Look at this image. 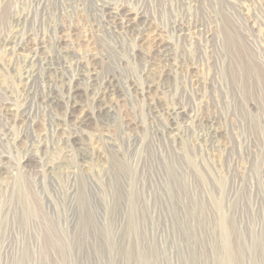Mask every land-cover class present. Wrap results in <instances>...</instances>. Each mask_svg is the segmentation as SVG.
Wrapping results in <instances>:
<instances>
[{
	"label": "rangeland",
	"instance_id": "rangeland-1",
	"mask_svg": "<svg viewBox=\"0 0 264 264\" xmlns=\"http://www.w3.org/2000/svg\"><path fill=\"white\" fill-rule=\"evenodd\" d=\"M58 1L5 0L0 42L16 34L6 19L17 11L27 16L18 31L30 45L44 43L43 55L55 57V37L62 44L72 59L65 73L72 74L78 61L103 76L115 73L132 89L165 84L169 91H152L142 102L123 83L106 124L90 122L78 133L87 155L80 167L65 153L62 135L48 131L44 137L45 126L36 119L32 134L43 149L41 159L31 158V171L15 168L27 153L22 142L7 159L0 157L1 219L8 209L0 227V264H264V0H98L117 13L104 17L115 36L127 13L151 23L144 35H126L121 52L113 51L104 28L80 6L56 15ZM171 24L191 29L192 38L166 31ZM163 45L176 68L159 56ZM11 59L0 49V63ZM6 86L16 90L0 73V92ZM148 102L184 114L153 120L143 111ZM83 103L75 115L90 111ZM206 121L220 134L215 143L197 140V122ZM169 127L174 140L154 133ZM129 140L135 142L131 150ZM108 142L121 146L117 156ZM48 165L62 195L67 174L76 175L70 207L50 210L37 195L16 204L9 192L22 182L32 189ZM25 212L30 216L24 222Z\"/></svg>",
	"mask_w": 264,
	"mask_h": 264
},
{
	"label": "bare ground",
	"instance_id": "bare-ground-1",
	"mask_svg": "<svg viewBox=\"0 0 264 264\" xmlns=\"http://www.w3.org/2000/svg\"><path fill=\"white\" fill-rule=\"evenodd\" d=\"M90 1L92 4L91 6L87 5L86 0H70V5L66 6L63 0H60L56 2V6L52 11H55L57 15L63 12L68 13L69 9H76L80 6L83 11L96 20L98 26L104 28V31H102L103 29L101 30L102 35L107 39L110 47L115 52H121V46L126 35L133 33L138 37L146 34L151 27V23L145 18L140 17L137 12L134 15L127 13L124 15L125 18L120 22V35L115 36V31L105 28L104 17L112 16L116 18L117 13L112 12L106 5L98 4V0ZM4 3L5 0L0 3V24L2 25L4 24V12L2 9L3 6H5ZM40 3L41 2H39V4ZM26 17L27 16L22 19L21 13L17 11L11 13L6 19V23L11 26V28L16 29V34H14L10 40H8L7 37H2L3 39L0 42V49L12 57L10 62L0 63V73L4 78H7L11 84L13 83L16 88L14 91L6 86L2 88L0 92L4 97V101L0 103V148H2L0 157L6 156L7 159V156L11 154V148L20 142L27 145V153L18 160V164H16L15 167L16 170L18 167H22L30 172L31 168L29 164H31V158L37 156L41 159V156H38V154L41 152V149H43L42 142L36 141L35 136L32 134L33 124L37 118H40L45 126L44 129H46V132L43 134L44 137L48 138L49 132L60 133L62 135L61 140L65 148V153L73 158L77 167H80L81 163L87 158V155L83 149L81 138H79L81 136H79L78 133L81 134L90 122H94V124H106L110 119L109 115L111 111L114 109V103L111 100L113 97L117 98L120 96L119 92L123 83L126 84L123 86L126 89V93L129 96L134 93L142 102L151 97L150 94L152 91L156 94L165 95L168 93L169 87L165 86V84L132 89L126 81L122 82L115 73L111 76H103L95 69L79 66L78 61H76V68L72 71V74L65 73V71L69 69V63L67 61L72 59L70 55L64 51L65 48L62 44L58 43V41L56 42V37L51 43L52 47L55 49V57L52 59L51 57L43 55L46 48L44 43L30 45L29 37L18 31L17 28L22 26L21 23ZM106 29L110 32H107ZM190 30L191 29H185L180 25L171 24L166 31L178 37L185 35L184 37L192 38L193 32ZM156 31L162 34L165 32L163 28H159L158 26H156ZM108 33H111L110 36L106 35ZM207 34L208 32L205 33L206 37ZM158 53L160 57L166 59L169 63L171 62L172 67L176 68L175 57L173 58V55L169 53V47L167 45L161 46ZM119 63L118 61V64ZM54 88H58V91ZM85 101H87V106H89L88 109L90 111L87 110L79 116L75 115L74 112L77 108L83 110V102ZM32 107L35 108L34 111H32ZM54 108L63 110L62 114L59 115L57 112H53ZM143 111H147V114L153 120L165 115L170 120H173L184 114V111L180 108H158L153 106L152 102H148L147 108L143 109ZM197 126L200 128V133L197 138L198 141L206 140L215 143L220 137L212 121L197 122ZM172 129L173 127H169L166 130H162L160 134L155 130L154 133L155 135H160L163 139L174 140L175 134ZM3 147H5V149ZM45 147L47 149V145ZM127 147L130 150L133 149L135 147V142L129 140ZM107 148L114 154V150L120 149L121 146L116 143L108 142ZM128 156L129 154L126 155L127 159ZM129 159H133V156H130ZM2 161L3 160L0 158V177L5 175L1 163ZM26 171L25 173H27ZM40 173L41 177H38L37 183L33 185L34 187L32 189L23 188V186L28 185L22 182V185L9 192V196L15 198L17 201L16 204H18L20 201L22 202L24 198H34L37 195L40 201L50 210L59 211L60 209H68L71 204V202L68 201L69 194H74L78 189L76 175L74 173L72 175L67 174L64 182L65 195H62L57 189L58 183L55 180L56 173L54 166L48 165L47 168L40 170ZM85 181L89 186L92 184L90 178L85 179ZM55 188L57 191H55ZM72 188L73 191H70ZM7 199L11 200V198ZM52 200L55 201L56 205L51 204ZM0 205H2L1 199ZM1 210L2 208L0 211ZM7 212L8 209L7 211L4 210V215L2 219L0 218V227L7 218ZM15 213L14 211L13 215L11 214L12 221H14V218H17L15 217ZM29 216V213H23V221L25 222ZM17 223L19 224L18 220Z\"/></svg>",
	"mask_w": 264,
	"mask_h": 264
}]
</instances>
